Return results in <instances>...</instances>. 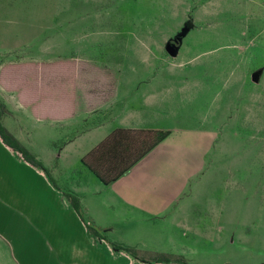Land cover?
Instances as JSON below:
<instances>
[{"label":"rangeland","instance_id":"rangeland-1","mask_svg":"<svg viewBox=\"0 0 264 264\" xmlns=\"http://www.w3.org/2000/svg\"><path fill=\"white\" fill-rule=\"evenodd\" d=\"M44 44L123 71L135 88L123 100L140 113L143 128L204 139L203 176L187 182L167 214V222L190 231L170 241L140 222V234L121 236L139 256L264 264V0H0V60L6 50L21 54ZM69 136L28 140L53 150L70 140L75 147L67 154L79 163L105 138ZM67 164L63 153L53 171L42 165L65 188L83 172Z\"/></svg>","mask_w":264,"mask_h":264},{"label":"crops","instance_id":"crops-1","mask_svg":"<svg viewBox=\"0 0 264 264\" xmlns=\"http://www.w3.org/2000/svg\"><path fill=\"white\" fill-rule=\"evenodd\" d=\"M55 47L44 44L28 50L27 46L21 54L19 49H5V58L0 60V102L6 113L1 123L47 169L53 171L54 160L65 153L68 164L64 167L83 172L78 171L81 179L69 187L55 188L0 141V264H147L90 236L62 190L79 198L85 219L108 239L118 232L119 238L110 241L123 247H137L121 236L140 234L139 224L144 221L160 229L152 237L170 241L186 237L189 226L167 222V214L184 198L187 182L203 176L204 139L196 137L199 140L192 143L169 132L129 172L107 186L81 166V159L76 162V154H67L75 147L70 140L56 150L33 145L28 139L73 133L69 137L101 140L115 129L150 130L141 126L134 106L123 100L126 89H135H131L134 84L124 82L123 71L76 52L63 54ZM127 95L134 98L136 92ZM105 121L115 126L110 128ZM193 198L195 203L197 197ZM221 216L219 211L217 217ZM215 223L220 229V222ZM168 228L181 231L176 234ZM214 248L220 250V245Z\"/></svg>","mask_w":264,"mask_h":264},{"label":"trees","instance_id":"trees-1","mask_svg":"<svg viewBox=\"0 0 264 264\" xmlns=\"http://www.w3.org/2000/svg\"><path fill=\"white\" fill-rule=\"evenodd\" d=\"M6 113L5 105L0 102V141L21 161L39 170L50 183L57 188L51 179L49 171L32 154H30L2 125L1 118ZM169 132L144 129H115L101 142L81 158V166L90 172L102 185L107 186L125 175L155 147L163 142ZM62 194L71 204L72 208L84 223L87 233L105 241L113 251L124 252L130 257L143 263L154 264H187L183 258L167 255L154 257H141L138 251L112 243L104 232L89 223L83 214L79 198L71 192Z\"/></svg>","mask_w":264,"mask_h":264},{"label":"water","instance_id":"water-1","mask_svg":"<svg viewBox=\"0 0 264 264\" xmlns=\"http://www.w3.org/2000/svg\"><path fill=\"white\" fill-rule=\"evenodd\" d=\"M166 50L170 55H174L175 53V48L171 44H167Z\"/></svg>","mask_w":264,"mask_h":264}]
</instances>
